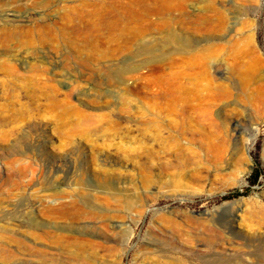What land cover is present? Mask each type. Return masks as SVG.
<instances>
[{
    "label": "rangeland",
    "instance_id": "1",
    "mask_svg": "<svg viewBox=\"0 0 264 264\" xmlns=\"http://www.w3.org/2000/svg\"><path fill=\"white\" fill-rule=\"evenodd\" d=\"M262 206L264 0H0V264H264Z\"/></svg>",
    "mask_w": 264,
    "mask_h": 264
},
{
    "label": "bare ground",
    "instance_id": "2",
    "mask_svg": "<svg viewBox=\"0 0 264 264\" xmlns=\"http://www.w3.org/2000/svg\"><path fill=\"white\" fill-rule=\"evenodd\" d=\"M146 48H147V47H146ZM146 48L143 47V50H145ZM192 66H193V65H192ZM176 81H177V80H176ZM179 87H180V86H179ZM190 88H191V87H190ZM196 88H197V87H196ZM191 108H192V107H191ZM193 108H194V107H193ZM191 110H192V109H190V112H191ZM187 111H188V110H187ZM185 112H186V111H184V113H185ZM193 112H194V110H193ZM184 113H183V114L181 113V114L183 115V118L186 120V123H188L187 121H196V122H198V123H200V121H202L201 118H200L198 115H194L195 113H192V112H191V113H186V114H184ZM185 120H184V121H185ZM170 122H171V121H170ZM192 123H193V122H192ZM194 123H195V122H194ZM189 124H191V123H189ZM189 124H188V125H189ZM195 124H197V123H195ZM201 124H202V122H201ZM171 125H173V124H171ZM171 125H169V126H171ZM182 126H183V124H182ZM204 126H205V125H204ZM189 127L192 129L191 126H189ZM187 128H188V127H187ZM187 128H186V126H185V129H187ZM201 128H202V127H201ZM203 128H204V127H203ZM185 129L182 130V134H181V135L185 134V132H183V131H185ZM189 131H190V130H189ZM189 131H188V133L192 132V131H190V132H189ZM196 131H197V130H196ZM186 132H187V131H186ZM197 132H198V131H197ZM179 133H180V132H179ZM198 133H199V132H198ZM192 134H193V133H192ZM194 134H196V133H194ZM190 135H191V134H190ZM197 135H198V134H197ZM249 149H250V146L248 147L247 150L249 151ZM243 174H244V173H241V172L238 174L239 178L236 179V181H235V184H236V185H242V184H243V179H242ZM261 209H262V211H261V212H262V215H263V217H264V207L262 206Z\"/></svg>",
    "mask_w": 264,
    "mask_h": 264
},
{
    "label": "trees",
    "instance_id": "3",
    "mask_svg": "<svg viewBox=\"0 0 264 264\" xmlns=\"http://www.w3.org/2000/svg\"><path fill=\"white\" fill-rule=\"evenodd\" d=\"M257 173H258V168L256 167V168H255V175H254V178H255L256 180L258 179V176H259V174H257ZM240 195H241L240 192L235 191V192L229 194L226 198H227V199H230V198H234V197H237V196H240Z\"/></svg>",
    "mask_w": 264,
    "mask_h": 264
}]
</instances>
